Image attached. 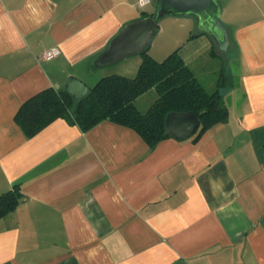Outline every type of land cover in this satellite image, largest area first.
Masks as SVG:
<instances>
[{
    "label": "crops",
    "instance_id": "crops-1",
    "mask_svg": "<svg viewBox=\"0 0 264 264\" xmlns=\"http://www.w3.org/2000/svg\"><path fill=\"white\" fill-rule=\"evenodd\" d=\"M219 1L227 52L192 37L194 18L169 16L157 35L169 40L150 55L180 50L208 92L225 70L229 117L198 142L172 136L152 149L109 121L83 132L58 119L29 138L16 115L48 88L136 77L142 55L96 62L159 0L146 11L137 0H0V196L16 185L24 195L0 218V264H264V0ZM53 48L60 56L42 61ZM157 98L136 105L146 112Z\"/></svg>",
    "mask_w": 264,
    "mask_h": 264
},
{
    "label": "trees",
    "instance_id": "trees-1",
    "mask_svg": "<svg viewBox=\"0 0 264 264\" xmlns=\"http://www.w3.org/2000/svg\"><path fill=\"white\" fill-rule=\"evenodd\" d=\"M149 50L141 54L143 63L136 77H104L82 99H76L67 90L48 88L22 105L16 122L32 138L58 119L79 126L83 132L109 121L136 131L154 149L160 142L172 138L167 129V118L172 113L193 112L199 118V127L192 136L194 142L213 126L227 121L229 108L222 90L234 87L232 76L222 70L217 90L208 92L180 50L161 62ZM151 90L157 92L158 98L142 112L136 100ZM23 199L20 185L0 196V218L15 211Z\"/></svg>",
    "mask_w": 264,
    "mask_h": 264
},
{
    "label": "water",
    "instance_id": "water-1",
    "mask_svg": "<svg viewBox=\"0 0 264 264\" xmlns=\"http://www.w3.org/2000/svg\"><path fill=\"white\" fill-rule=\"evenodd\" d=\"M169 16L194 18L197 34H207L215 40L220 50L228 51L231 39L224 24V8L219 0H159V7L154 15L126 24L96 64H115L143 54L158 35L160 21ZM67 91L76 99H82L90 93V89L79 80H74ZM199 124V118L193 112L172 113L167 118L168 132L178 139L193 136Z\"/></svg>",
    "mask_w": 264,
    "mask_h": 264
},
{
    "label": "built area",
    "instance_id": "built-area-1",
    "mask_svg": "<svg viewBox=\"0 0 264 264\" xmlns=\"http://www.w3.org/2000/svg\"><path fill=\"white\" fill-rule=\"evenodd\" d=\"M154 0H137V5L138 7L143 10L146 11V9L151 6L153 4ZM61 51L58 48H53L50 50L45 51L41 56L40 59L42 61H49L52 60L54 58H57L58 56H60Z\"/></svg>",
    "mask_w": 264,
    "mask_h": 264
},
{
    "label": "rangeland",
    "instance_id": "rangeland-1",
    "mask_svg": "<svg viewBox=\"0 0 264 264\" xmlns=\"http://www.w3.org/2000/svg\"><path fill=\"white\" fill-rule=\"evenodd\" d=\"M160 33V32H159ZM161 36V35H160ZM156 37L155 38V40H154V42H153V44H155L156 43V46H159V47H163V44H166L167 42H168V40H169V34H165V35H162L161 37ZM159 38V39H158ZM150 51H151V49L149 50V54H150ZM175 52V51H174ZM174 52H172V53H174ZM171 53V54H172ZM170 54V55H171ZM170 55H168V56H166V58L167 57H169ZM166 58H164L162 61H164ZM152 96V95H151ZM154 104V102L151 104V106ZM151 106H148L147 108H146V106L145 105H143L142 106V110L143 111H146L147 109H149Z\"/></svg>",
    "mask_w": 264,
    "mask_h": 264
}]
</instances>
